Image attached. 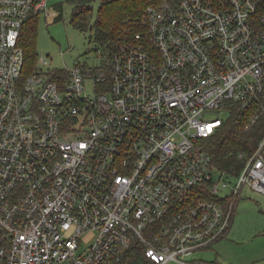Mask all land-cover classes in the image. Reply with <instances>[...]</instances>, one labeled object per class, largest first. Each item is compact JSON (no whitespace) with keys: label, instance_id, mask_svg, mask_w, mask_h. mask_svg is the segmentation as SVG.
I'll list each match as a JSON object with an SVG mask.
<instances>
[{"label":"built area","instance_id":"2783aa9c","mask_svg":"<svg viewBox=\"0 0 264 264\" xmlns=\"http://www.w3.org/2000/svg\"><path fill=\"white\" fill-rule=\"evenodd\" d=\"M260 0H161L91 63L23 72L20 30L48 0H0V264H210L264 136L218 169L205 139L264 123ZM264 209V207H263ZM86 236V237H85Z\"/></svg>","mask_w":264,"mask_h":264},{"label":"rangeland","instance_id":"374dc122","mask_svg":"<svg viewBox=\"0 0 264 264\" xmlns=\"http://www.w3.org/2000/svg\"><path fill=\"white\" fill-rule=\"evenodd\" d=\"M62 5V19L55 21ZM49 11L37 21L35 52L37 62L49 58L45 70L71 68L76 63H91L96 42L90 31L69 22L72 5L65 0H48ZM98 1L93 3L94 20ZM264 155V148H263ZM264 197L245 190L237 201L228 234L210 249L196 251L194 258L218 264H264ZM86 237V236H85Z\"/></svg>","mask_w":264,"mask_h":264},{"label":"trees","instance_id":"16d2710c","mask_svg":"<svg viewBox=\"0 0 264 264\" xmlns=\"http://www.w3.org/2000/svg\"><path fill=\"white\" fill-rule=\"evenodd\" d=\"M72 5L69 22L82 31H90V37L97 46L106 50V46L114 44L119 37L139 27L133 22L138 20L145 8L155 5L161 0H65ZM98 1L96 15L91 21L93 3ZM58 15L55 21L62 19V5L58 4ZM259 11L264 14V0L259 2ZM39 16L32 15L20 30L18 44L24 53L23 72L35 71L37 58L35 38ZM264 136V123H259L247 133H238L234 116L229 117L214 134L205 139V148L211 155L213 164L220 170L237 173L235 163L239 151L250 154ZM238 167V168H237ZM148 260L143 247L135 245L124 257L123 264H146ZM210 263V262H209ZM218 264V263H210Z\"/></svg>","mask_w":264,"mask_h":264}]
</instances>
